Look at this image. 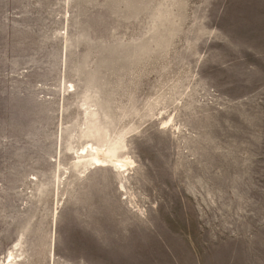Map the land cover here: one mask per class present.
I'll return each instance as SVG.
<instances>
[{"label": "rangeland", "instance_id": "374dc122", "mask_svg": "<svg viewBox=\"0 0 264 264\" xmlns=\"http://www.w3.org/2000/svg\"><path fill=\"white\" fill-rule=\"evenodd\" d=\"M87 106L123 134L125 172L73 166L96 143ZM9 251L264 264V0H0V264Z\"/></svg>", "mask_w": 264, "mask_h": 264}, {"label": "bare ground", "instance_id": "6f19581e", "mask_svg": "<svg viewBox=\"0 0 264 264\" xmlns=\"http://www.w3.org/2000/svg\"><path fill=\"white\" fill-rule=\"evenodd\" d=\"M84 117V129L80 135L81 137L93 139L96 143L95 145L89 144L87 147L82 148L80 152L77 151L73 166L87 168L90 165L89 167L92 168L94 165H106L125 172V167L132 162L128 158L122 160L117 155L126 147L123 134L120 132L113 137L109 136L107 123L100 121L96 110L90 109V106L84 108ZM68 149L70 150V148ZM16 260L19 261L15 258L14 252L9 251L5 257L6 264L15 263Z\"/></svg>", "mask_w": 264, "mask_h": 264}]
</instances>
